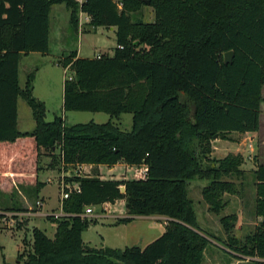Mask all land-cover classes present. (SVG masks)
<instances>
[{
  "label": "trees",
  "instance_id": "obj_1",
  "mask_svg": "<svg viewBox=\"0 0 264 264\" xmlns=\"http://www.w3.org/2000/svg\"><path fill=\"white\" fill-rule=\"evenodd\" d=\"M58 3L71 10L74 28L82 11L93 29L115 27L117 42L112 55L79 57L72 51L58 61L71 73L64 81L63 109L105 112L116 119L131 113V130L112 119L72 125L62 116L47 121L44 102L33 95V74L21 87V56L50 51V12ZM144 4L145 0H0V191L27 181L39 192L45 185L38 179L39 157L43 149L54 153L57 146L61 162L68 166H113L120 161L147 165L146 177L140 179L73 178L79 191L72 189L63 209L75 215L48 216L57 224L54 237L34 226L31 250L19 253V261L25 259L22 264H203L210 240L200 233L189 183L210 179L203 196L216 213L226 205L222 195L237 192L235 183L223 177H240L243 158L229 154L211 159L209 154L216 135L228 138L233 131L260 129L264 0H150L155 20H133ZM228 51L234 52L231 63H225ZM20 96L32 109L33 131L18 128ZM254 175L261 222L246 241L232 238L233 252H227L264 264V164ZM118 200H125L130 215L168 217L163 234L145 247L86 244L83 232L97 219L79 214L87 206ZM3 217L0 213V220ZM228 219L222 218L225 227Z\"/></svg>",
  "mask_w": 264,
  "mask_h": 264
},
{
  "label": "rangeland",
  "instance_id": "obj_2",
  "mask_svg": "<svg viewBox=\"0 0 264 264\" xmlns=\"http://www.w3.org/2000/svg\"><path fill=\"white\" fill-rule=\"evenodd\" d=\"M133 20L153 22L155 20L153 6L142 5L137 12L133 13ZM85 29L86 24H83V31L75 30L69 23V10L65 4L55 5L51 15V53L46 58L38 54L23 57L20 63V85L24 88L29 75L33 74V95L44 102L47 121L53 120L55 116H62L67 125H72L89 121L105 123L112 119L119 122L122 129L131 130L133 126L131 113H123L119 119H116L105 112L65 111L63 109L64 81L71 73L58 64V61L72 51H77L84 57H93L97 54L112 55L117 45L116 33L111 28L93 29L88 26V29ZM262 91L259 133L244 135L231 142L216 143L217 149L215 150L212 143L213 150L209 154L211 159H222L229 154L240 155L243 158L241 164L243 174L240 177L236 175L223 177L224 180L235 183L237 192H225L222 199L226 205L219 213H216L211 210L210 204L203 196V189L209 185L210 179L194 178L189 183V196L194 202L200 233L210 240L205 250L203 264H252L250 257H244L235 252L236 255H231L228 252H233L229 245L232 238L240 242L246 241L248 236L257 231L262 219L256 213L257 195L254 175L255 168L264 164V86ZM35 127L36 122L31 107L23 97H19L18 128L25 132L33 131ZM43 152V155L39 157L40 179L46 182L42 192H40L41 189L38 192L36 186L27 181H16L11 190L0 191V213L3 210L7 213L0 220V243L2 245L0 264H22L25 261V259H22V262L19 261V253L25 254L31 250L34 226L44 229L50 237L55 235L56 225L52 220L43 216L25 215L29 210H25L26 207L36 208L39 197L45 199L43 210L56 207L59 205L63 182L72 188L77 184L71 181L76 176L98 175L94 169H74V167L63 164L60 160L58 146L54 153L50 149H43ZM140 166L133 165L129 168L128 165L118 164L110 170L105 165L100 168V171L108 179L116 177L132 180L143 176L144 167ZM8 208H13V210H5ZM111 210L119 214L128 213L125 200H118L111 206ZM224 216L229 217L227 227L222 223ZM167 222L168 219L163 217H135L129 221H118V218H115L112 223L91 225L84 232L83 238L86 244L96 248L108 246L123 249L133 245L145 247L163 234ZM112 224L119 225L113 226Z\"/></svg>",
  "mask_w": 264,
  "mask_h": 264
},
{
  "label": "crops",
  "instance_id": "obj_3",
  "mask_svg": "<svg viewBox=\"0 0 264 264\" xmlns=\"http://www.w3.org/2000/svg\"><path fill=\"white\" fill-rule=\"evenodd\" d=\"M58 4H65V3H58ZM58 4H53L52 5V7H51V12H50V38H51V15H52V11H53V9H54V6L55 5H58ZM65 6H66V4H65ZM66 8H67V10H69V23H70V25L72 26V24H71V10L66 6ZM88 22H89V17H88V15L86 14V13H84V12H82V11H80L79 12V26H78V29H76L75 28V30H77V31H79V30H82L83 31V24H86V29L85 30H87L88 29ZM111 28V30H114V32H115V27H110ZM50 53H51V46H50V51L48 52V53H46V54H43V53H40V52H30V53H28V54H22V56H21V59H20V62H19V74H20V63H21V60L23 59V57H28V56H30V55H42V57H44V58H46L47 56H49L50 55ZM97 55H99V54H97ZM97 55H95V56H97ZM77 56H79V57H84V56H82L79 52H77ZM95 56H93V57H95ZM65 56H63L62 58H64ZM19 80H20V75H19ZM22 87V86H21ZM21 97V96H20ZM260 128H261V124H260ZM257 133H259V130L258 131H250V132H246V133H240V132H236V131H233V132H231V133H229L227 136H228V138H214V140H213V146H214V150L215 149H217V144L216 143H219V142H223V143H225V142H231L233 139H235V138H238L239 139V137H241V136H246V135H256ZM235 141V140H234ZM236 142V141H235ZM118 164H125V165H128L126 162H124V161H120V162H118L117 164H114L113 166H108L109 167V169L110 170H112V169H114L115 168V166L116 165H118ZM102 166H105V164H83L81 167H80V169H87V170H92V169H94L97 173H98V175L96 174V176L97 177H99V178H101V179H108V178H106V177H104L102 174H101V171H100V168L102 167ZM129 166V168H132V166L131 165H128ZM70 167H74V169L75 168H77V166H70ZM140 167H144V169H143V173L145 172V169L147 168V165L146 164H142ZM87 176H94V175H87ZM146 177V175L145 174H143V176L142 177H140V178H145ZM112 178H114V179H117V180H123V179H120V178H116V177H111V179ZM139 178V179H140ZM38 179L40 180V181H42V182H44V183H46L45 181H43V180H41L40 179V173H38ZM110 179V178H109ZM46 185V184H45ZM45 185H44V187L41 189V191L40 192H42L43 190H44V188H45ZM39 199H41L42 201H43V209H44V204H45V199H44V197H39ZM38 199V200H39ZM117 203V202H116ZM115 203V204H116ZM114 204H111V206H113ZM59 207H60V199H59V205L58 206H56V207H52V208H47V209H45L44 211H52V210H58L59 209ZM30 206L29 207H26V209L25 210H30ZM13 212H16V213H19L18 211H13ZM135 217H163V218H167L166 216H161V215H151V216H142V215H136ZM135 217H132V218H135ZM112 219L111 221L109 220V219ZM51 220V219H50ZM99 222L98 223H96L94 226H97L99 223H101V224H103V225H105V222H108V223H112V222H114L115 221V218H112V217H108V218H105V219H100V220H98ZM55 223V222H54ZM55 225H56V227H57V224L55 223ZM113 226H117V225H119V224H112ZM38 227V226H37ZM40 228V227H39ZM90 228V227H89ZM42 229V228H41ZM44 230V229H43ZM56 232V231H55ZM85 232V231H84ZM84 232H83V237H84ZM83 240H84V238H83ZM85 241V240H84ZM85 243H86V241H85Z\"/></svg>",
  "mask_w": 264,
  "mask_h": 264
},
{
  "label": "built area",
  "instance_id": "obj_4",
  "mask_svg": "<svg viewBox=\"0 0 264 264\" xmlns=\"http://www.w3.org/2000/svg\"><path fill=\"white\" fill-rule=\"evenodd\" d=\"M78 2H83V0H76ZM98 57L100 55H97ZM82 165H78L77 168L80 169ZM144 174H147V168L145 169ZM125 187V186H122ZM121 187V188H122ZM72 189H75L76 191H79V184L77 183L75 186L72 188L65 182L61 185V197H60V207L58 210H52V211H44L43 210V201L39 199L36 202V208L28 210V212L25 213V215H30V216H43L47 217L48 216H53L55 218H61V217H69L73 216L75 214L65 212L63 209V202L65 199L69 198ZM4 215H6V212H1ZM81 217H87V218H94L97 220L103 219V218H126V217H135L136 215H130L128 213H116L111 210V203L105 202L100 205H90L85 208V211L81 214H79ZM168 219V217H167Z\"/></svg>",
  "mask_w": 264,
  "mask_h": 264
},
{
  "label": "water",
  "instance_id": "obj_5",
  "mask_svg": "<svg viewBox=\"0 0 264 264\" xmlns=\"http://www.w3.org/2000/svg\"><path fill=\"white\" fill-rule=\"evenodd\" d=\"M145 2L150 5V0H145ZM225 63H231L232 60H233V57H234V52L233 51H228L225 53ZM215 138H217V135L215 136ZM51 143H53V140L51 141ZM55 148V147H53ZM122 191L124 192L125 191V187H122L121 188Z\"/></svg>",
  "mask_w": 264,
  "mask_h": 264
}]
</instances>
